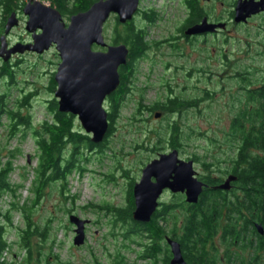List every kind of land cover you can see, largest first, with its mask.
Listing matches in <instances>:
<instances>
[{"label": "rangeland", "instance_id": "374dc122", "mask_svg": "<svg viewBox=\"0 0 264 264\" xmlns=\"http://www.w3.org/2000/svg\"><path fill=\"white\" fill-rule=\"evenodd\" d=\"M26 1L14 10L18 26L11 33L13 38L23 41L29 39V33L24 28L26 19L21 14ZM222 1L229 2L217 0V3L209 7L211 14L214 10L215 19L223 14L219 9ZM40 2L51 6L50 2ZM200 4L206 7L204 3ZM150 9L157 12L158 19L154 25L147 27L148 48L135 61L136 70L130 87L132 91L123 100L124 105L114 119L111 127L113 132L107 139L104 151L97 154L84 149L82 155L89 159L82 163V171L75 172L67 180L65 197H61L51 187L33 213L32 220L40 225L45 222L46 217L52 218L49 241H55L51 245V253L48 254L49 243L41 251L43 258L48 255L50 264H110L116 254L125 258L128 264H142L136 258L138 248L122 239L123 227L118 223L114 224L112 212L104 207L123 206L128 190L139 181L145 164L170 152L172 148H169L164 137L167 124L172 118L178 123L183 135L177 148L179 158L196 159L193 162L194 170L199 179H203L204 174H209V170L211 177L222 176V172L231 164L235 152V143L226 136L232 132L231 122L243 109L246 90L253 91L264 82V17L254 19L247 26L232 27L228 32L227 42H222L219 36L191 38L188 41V38H181L178 32L186 17V10L180 0H142L139 11ZM141 11L134 17V24L137 26L145 25ZM0 13V19L5 20L7 16L1 10ZM62 18L68 24L69 16ZM115 22V17L111 16L104 24V38L108 44H113L110 37ZM1 23L0 20V25ZM18 63L15 86L10 90L5 89L1 78L0 94L8 90L13 100L19 89L29 91L34 88L37 99L31 104L29 113L35 122L42 120L48 115L41 103L50 98L46 84L60 63L58 54L50 49L42 57H38V54L26 55ZM170 94L179 96L180 99L202 101L193 105L194 108L183 110L180 115L162 113L160 118L155 119L153 112L147 113L144 109L136 117V121L131 119L135 101L149 106ZM205 96L206 99L203 100ZM108 107L106 104L107 111ZM156 112L161 111L154 113ZM1 121L2 124L8 122L4 118ZM76 126H80L77 118ZM4 131L5 127L0 125V146L5 144ZM33 143L28 134L21 142L12 140L8 147L19 148L21 151L14 160L16 168L10 178L11 183H22L24 186L19 191L21 202L31 194V169L36 166V159L32 157L35 150ZM111 175L112 180L108 179ZM25 176L26 180L23 179ZM171 196L169 192H164L160 202L172 203L174 197ZM3 200L1 206L4 208L9 197H4ZM70 215L86 221L83 230L84 244L81 246L73 245L75 227L67 220ZM22 219L19 213H15L12 221L14 226L21 227ZM170 227L169 225L168 233ZM14 234L15 229L12 228L7 234L9 242L15 241ZM37 241L38 239H33L32 242L35 244ZM17 260L20 261V257ZM39 264L44 263L41 261Z\"/></svg>", "mask_w": 264, "mask_h": 264}, {"label": "trees", "instance_id": "16d2710c", "mask_svg": "<svg viewBox=\"0 0 264 264\" xmlns=\"http://www.w3.org/2000/svg\"><path fill=\"white\" fill-rule=\"evenodd\" d=\"M23 1L0 0V10L9 16L16 13L14 10L19 5L21 6ZM43 1L50 2L51 7L56 8L63 16H70L87 11L97 0ZM197 7L196 2L192 1L189 8L192 14L185 24L193 23L201 17V12ZM141 14L144 26H137L133 20L124 25L118 24L117 21L113 23L111 41L113 44H125L129 54L127 65L119 69L120 85L107 97L109 100L107 101L109 129L100 144L91 143L90 136L85 134L79 128L80 126H76L74 116L59 112L57 100L53 97L56 89L53 76L48 78L46 84V88L51 94L50 98L41 103L48 115L44 116L42 120L35 122L29 113V109L32 108L31 104L37 99L34 88L29 91L23 88L19 89L13 100L8 93L13 85L0 94V125L5 127L3 136L5 144L0 146V264H33L34 262L39 264L41 261L44 264H50L47 259L48 255L43 258L41 251L49 243L48 254L51 253V245L55 241L54 239L49 241L52 218L46 217L45 222L40 225L37 221L32 220L33 213L36 207L43 202L46 191L51 187L57 190L61 197H65L67 180L75 172L82 171V163L89 159L82 155L84 149L97 152V154L104 151L107 139L113 132L111 127L114 119L124 105L123 100L132 91L130 87H132V78H134L133 74L136 70L134 68L135 61L141 58L148 48L147 27L154 25L158 19L157 12L151 9L141 11ZM6 67L7 65L3 67L4 71L7 69ZM8 81L11 83L12 78L10 77ZM198 102L197 99H180L179 96L172 94L154 101L149 106L135 101L131 119L136 121V117L141 115L144 109L148 111L147 113L155 114L154 112L159 110L160 113L174 114L177 109L189 104L195 106ZM1 118L7 119V124H2ZM177 124L172 118L167 124L164 137L169 148L172 149H177L180 146V137L183 136ZM231 124L232 132L226 136L232 139V143H235L232 171L237 175L241 197H236L233 200L225 198L219 200L204 190L198 203L189 205L184 202L183 195H172L174 201L172 203L159 202V208L147 223L135 222L131 217L134 211L132 189L128 190L125 197L126 203L123 206L114 207L105 204L104 208L113 214L114 224L118 223L123 227L122 239L128 242L145 243V258L153 259V264H160L157 261L158 255H156L159 250L158 241L164 240L163 236L168 234H171L173 241L180 243L186 264H195L196 261L202 264L204 254L199 253L197 257H194L189 251L195 248L199 251L202 250L204 247L201 243L212 240L213 236L221 229L224 231L222 238L225 237L224 239L230 243L238 237L250 235V238L255 236L259 240L260 246L264 244V236H260L253 225V223H258L264 230V82H261L259 87L253 91L246 90L243 109ZM28 134L35 145L32 157L36 159V166L31 169L33 173V178L29 182L31 194L21 202L19 191L24 186L22 183H11L10 180L16 168L14 160L21 154V151L19 148L8 149V147L12 140L16 139L21 142ZM26 164L28 163L26 162ZM112 178L113 175L108 179L112 180ZM23 179L26 180V176ZM199 180L203 181L202 177ZM4 197H9V201L3 208L1 205L4 202ZM222 212L226 214L227 218L223 228L220 220ZM15 213H19L23 218L21 227L14 226L12 222ZM237 224L240 225L239 229ZM169 225L171 229L168 233ZM12 228L15 229V241L9 242L7 234ZM33 239H38V241L33 244ZM245 239V243L251 242L247 238ZM13 249L15 252H12ZM114 256L110 264H128L127 260L119 254ZM18 257H20V261L17 260ZM168 258L167 254L162 264H170Z\"/></svg>", "mask_w": 264, "mask_h": 264}, {"label": "water", "instance_id": "95a60500", "mask_svg": "<svg viewBox=\"0 0 264 264\" xmlns=\"http://www.w3.org/2000/svg\"><path fill=\"white\" fill-rule=\"evenodd\" d=\"M140 0H97L85 12L72 14L68 24L62 19V14L54 7L47 6L40 0H28L23 8L27 17L25 31L32 36V43L19 44L8 51L10 53L33 52L43 54L54 47L60 63L54 74L56 89L54 98L58 110L77 118L80 128L90 136L91 143L97 145L103 142L108 132V112L105 108L106 98L116 91L120 85L119 69L128 62V47L123 44H108L104 38V24L111 16L118 24L124 25L132 21L138 13ZM244 3L237 6V11L256 13L264 9L260 3ZM259 5V6H257ZM243 7V8H242ZM16 13L10 14L5 25V34L18 25ZM217 25L202 23L187 29V36L205 32H213ZM39 31V33L37 32ZM5 36L1 39L0 55L6 49ZM96 47L100 50H95ZM162 113L156 112L158 119ZM193 160L179 158L177 149H171L167 154H161L145 164L139 181L133 185L132 194L134 211L131 216L135 222L147 223L159 208V201L164 192L172 195L181 194L184 202L195 205L206 185L198 179L194 170ZM229 177L221 189H229ZM74 225L73 245L84 244V227L86 221L70 215L67 219ZM255 228L261 234L262 226ZM171 248V264H184L179 244L172 239L165 240Z\"/></svg>", "mask_w": 264, "mask_h": 264}, {"label": "flooded vegetation", "instance_id": "af4514ba", "mask_svg": "<svg viewBox=\"0 0 264 264\" xmlns=\"http://www.w3.org/2000/svg\"><path fill=\"white\" fill-rule=\"evenodd\" d=\"M141 1L142 0L139 1V9L141 6ZM192 1L196 2L197 6H198L197 8H199V10L201 12V17L193 23L185 24V21H187V19H189L191 17V14H192L191 9H189ZM216 1L217 0H180L181 5L183 6V9L186 10V17L184 18V21H182L183 25L178 30V32L181 35V38H188V41H189L191 38L196 39V38H200V37L206 38L208 36H213V37L219 36V37H221L222 42L223 41L227 42L228 36H229L228 32L232 27L234 28V27H238V26H247L254 19L264 17V9H261V8L256 13H249L248 11H243V9L241 11H237V8H238L237 6H241V4L243 5L245 2L250 3V0H229L228 3L224 2V1L220 2V6H219L220 8L219 9H220V11H222L221 13H223V14L220 15L219 17H216V19H215V16H213L214 10L212 11V14H211V8L209 9V7H211L212 4L217 3ZM201 2L204 3L206 5V7H203L200 4ZM254 3H260L259 5L264 6V0H254V1H252L251 5L252 4L254 5ZM25 5H26V2L23 5V8ZM259 5H257V6H259ZM23 8H22V11H23ZM139 9H138V12H140ZM21 14H22V16H24L23 12H21ZM137 14L135 15V18L137 16ZM9 16H7V18ZM7 18L5 20L3 18L0 19L2 21V23L0 25V41H1L2 37L5 36L4 42L6 44V49H5L4 54L0 55V75H1L0 79L2 78V81H3L2 86L5 89H9L12 85H13L12 87H14L16 84L14 77H15V72L16 71L19 72L18 67H17V66H19L18 62L20 60H24L26 55H34L35 54L33 52L30 53V52L25 51L24 53H21V54L19 52H15V53H12V54L10 53L9 55H7L8 51L15 49V47H18L19 44L24 45V44L32 43V41H31L32 36L30 33L28 35L29 39L26 41L13 38L11 36V33L15 27H12L11 30L7 34H5L4 28H5V25L7 22ZM25 19L27 21L26 16H25ZM134 19H133V21H134ZM202 20L207 21L208 24L217 25L216 30H214L213 32H205L204 34L201 33V34L192 35V36H187L184 34L187 29H189V28L191 29V27H194L195 25L201 24ZM26 21H25V23H26ZM37 32L39 33V31H37ZM53 49H54V47H51L52 51H54ZM96 50H98V48ZM0 51H1V42H0ZM145 52H146V50H145ZM42 55L43 54H38V57H42ZM221 55L225 56V54H221ZM14 62H15V65H13ZM6 65H7V67H6L7 69L4 71L3 67H5ZM52 76L54 77V74H52ZM10 77L12 78L11 83H9V81H8ZM190 99H193V98H190ZM205 99H206V96L203 97V100H205ZM197 100H199V99H197ZM107 101H109L108 98H106L105 105L106 104L108 105ZM199 101H202V100H199ZM193 105L194 104H189L188 106L177 109L175 111L174 115H180L181 112H183V110H185V109L194 108ZM233 156H234V154H233ZM233 165H234V163L231 160V164L229 166H227L228 169L224 170V172H222V174H221L222 176H220V177H217V176L211 177V175H209L210 170H209V174L203 175V181L202 180L201 181L206 185L204 190L208 191L209 195L215 196V198H217L219 200H222L223 198L233 200L236 197L242 196L240 188L238 187V184H237V180H238L237 175L234 174V172L232 171ZM229 177L235 178V180L230 182V185L228 186L229 189L219 188V187L223 186V184L225 183V181ZM226 219H227L226 214L225 213L221 214L220 220L222 222V224H221L222 228L225 227ZM256 224H258V223H253L254 227L256 226ZM237 225H238L237 228L239 229L240 225L239 224H237ZM170 235L169 234L165 235V236H163L164 240H161V242L158 241L159 242V250L157 251L156 255H158L157 261H159L160 264H162L165 256H167V254L169 255L168 262L171 264V260L173 257L171 254L172 253L171 248H170L169 244L167 243V241H165L166 238H170V239L174 240ZM222 236H224L223 229L219 230L218 233L213 236L212 240H208L204 243H201V244H203V247H204L203 249L201 248L202 250L199 251L198 249L195 248V249L190 250L189 253H191V255H193L194 257H197V255L199 253H203L205 257H203V259H202L203 260L202 264H264V244H262V246H260L261 244H260L259 240L257 238H255V236H253L251 238H250V235H247V237L241 236L242 238L238 237V239L233 240L231 243L229 241H226V239H224L225 237L222 238ZM260 236H264V230H262V233L260 234ZM245 238H247L249 241H251L250 242L251 245H250V243H248V244L245 243V240H246ZM129 243H131L132 245H134L138 248L136 258H138L140 261H142V264H153V261H154L153 259L145 258V255H144V246L146 245L145 243L140 242V241H133V242H129ZM178 244L180 247L179 253L182 256L184 264H186V260L183 256V253H182L183 249L181 248L180 243H178ZM195 264H201V263H198L196 261Z\"/></svg>", "mask_w": 264, "mask_h": 264}, {"label": "bare ground", "instance_id": "6f19581e", "mask_svg": "<svg viewBox=\"0 0 264 264\" xmlns=\"http://www.w3.org/2000/svg\"><path fill=\"white\" fill-rule=\"evenodd\" d=\"M167 239H170V238H166V240H167Z\"/></svg>", "mask_w": 264, "mask_h": 264}, {"label": "clouds", "instance_id": "9594fccd", "mask_svg": "<svg viewBox=\"0 0 264 264\" xmlns=\"http://www.w3.org/2000/svg\"><path fill=\"white\" fill-rule=\"evenodd\" d=\"M199 179V178H198Z\"/></svg>", "mask_w": 264, "mask_h": 264}]
</instances>
